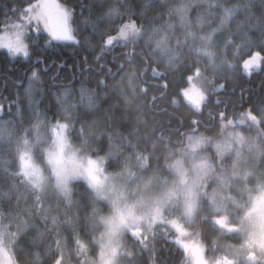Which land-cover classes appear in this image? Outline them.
Listing matches in <instances>:
<instances>
[{
    "label": "trees",
    "instance_id": "16d2710c",
    "mask_svg": "<svg viewBox=\"0 0 264 264\" xmlns=\"http://www.w3.org/2000/svg\"><path fill=\"white\" fill-rule=\"evenodd\" d=\"M58 1L72 13L74 41H56L43 20H32L24 37L28 57L13 56L0 47V225H8L0 237L17 264H57L62 257L69 264L95 260L105 220L113 211L82 179L71 183L68 194L58 195L40 192L20 174L19 142L40 122H66L71 140L93 156L107 157L109 171L129 167L141 178H170L175 153L187 137L204 134L218 139L223 123L246 121L251 128L245 125L243 131L259 139L264 150V65L253 68L250 77L245 75L236 68L238 61L229 44L240 43L237 21L244 16L239 6L251 5V12L258 16L261 0L184 3L194 6L195 12L198 2L208 7V2H216L219 5L211 7L213 16L221 6L238 9L226 29L213 37L223 63L214 75L208 58L189 42L170 55L157 48L151 34L175 22L181 8L178 0ZM37 3L41 0H0V34L5 30L3 5L26 9ZM106 36L113 38L107 47ZM197 70L214 78L201 110L184 96ZM33 71L38 72V81L30 80ZM30 83L31 97L27 94ZM249 116L258 126L251 124ZM211 158L218 166L216 155L211 153ZM253 170L250 185L254 187L264 181V153ZM218 215L204 197L193 221L186 222V239L203 244L209 258H220L229 243H242L234 230L238 214L228 222ZM252 254L233 264H264V256ZM118 264H189V257L173 231L156 226L147 233L129 235Z\"/></svg>",
    "mask_w": 264,
    "mask_h": 264
},
{
    "label": "rangeland",
    "instance_id": "374dc122",
    "mask_svg": "<svg viewBox=\"0 0 264 264\" xmlns=\"http://www.w3.org/2000/svg\"><path fill=\"white\" fill-rule=\"evenodd\" d=\"M178 1L181 8L176 11L175 22L151 34L156 38L157 48L170 55L179 52L177 49L185 41L189 42L208 58L214 75L223 63L219 61L222 54H217L213 37L226 29L238 9L221 6L222 10L213 16L211 7H216V2H208L209 7L198 2L195 6L199 8L194 12V6L189 8L184 3L195 0ZM47 2L61 6L58 0ZM217 14L220 16L216 22ZM125 32H129V27ZM213 81V77L197 70L184 92L186 100L201 110ZM252 123L258 126L253 119ZM245 125L251 128L246 121L241 125L223 123L222 135L214 140L204 134H191L184 147L175 153L170 178L158 179L141 178L129 167L109 171L107 157L93 156L85 146L71 140L66 122L49 125L43 121L19 142L20 174L40 192L58 195L68 194L71 183L82 179L112 205L113 211L99 237L98 257L93 261L83 259L81 264H118L127 237L147 233L156 226H164L177 235L187 249L189 264H233L252 253L264 256V181L254 187L250 185L255 178V163L264 150L259 139L243 131ZM211 153L218 158V166L213 164ZM204 197L209 198L221 220H235L234 215L238 214L234 230L240 234L242 243L223 247L220 258H209L203 244L186 239L189 232L186 222L193 221ZM7 226L0 225V232L7 233ZM0 264H17L1 237ZM57 264L69 263L62 257Z\"/></svg>",
    "mask_w": 264,
    "mask_h": 264
},
{
    "label": "snow or ice",
    "instance_id": "6c2138e0",
    "mask_svg": "<svg viewBox=\"0 0 264 264\" xmlns=\"http://www.w3.org/2000/svg\"><path fill=\"white\" fill-rule=\"evenodd\" d=\"M239 7L243 9L244 16L242 20L237 21L236 35L239 36L240 43L237 45L235 42L229 41V44L233 46L234 56L238 61L236 68H242L244 74L250 77L254 67L259 69L261 65H264V0H261L262 11L258 16L251 12V5ZM3 9L5 30L0 34V47H6L13 56L17 53H22L25 57H28V46L24 43V37L32 20L37 22L43 20L44 28L50 37L56 41L75 40L70 25L72 13L59 5L44 0L42 3L29 5L26 9L15 5L9 7L7 4L3 5ZM9 12L15 15L10 17L8 15ZM9 20L14 22L9 24ZM8 28L13 31L11 33L8 32ZM36 31L39 32V27H37ZM252 33H255V36L251 35ZM112 39L111 36L105 37V47L111 44ZM30 80H39V76L35 71L32 72ZM32 92L33 86L30 83L27 94L31 97ZM36 103L39 102L36 101ZM25 163L27 165V162Z\"/></svg>",
    "mask_w": 264,
    "mask_h": 264
},
{
    "label": "water",
    "instance_id": "95a60500",
    "mask_svg": "<svg viewBox=\"0 0 264 264\" xmlns=\"http://www.w3.org/2000/svg\"><path fill=\"white\" fill-rule=\"evenodd\" d=\"M20 85H22V83H20ZM194 125H195V126H197V125H198V124H197V121H194ZM198 130H199V128H198V127H196V128H195V131H196V132H198Z\"/></svg>",
    "mask_w": 264,
    "mask_h": 264
},
{
    "label": "bare ground",
    "instance_id": "6f19581e",
    "mask_svg": "<svg viewBox=\"0 0 264 264\" xmlns=\"http://www.w3.org/2000/svg\"><path fill=\"white\" fill-rule=\"evenodd\" d=\"M203 23V22H202Z\"/></svg>",
    "mask_w": 264,
    "mask_h": 264
}]
</instances>
